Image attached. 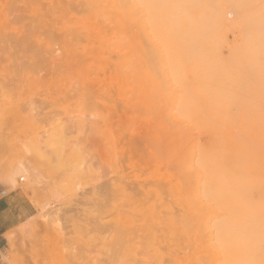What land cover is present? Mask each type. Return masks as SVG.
<instances>
[{"label": "rangeland", "instance_id": "1", "mask_svg": "<svg viewBox=\"0 0 264 264\" xmlns=\"http://www.w3.org/2000/svg\"><path fill=\"white\" fill-rule=\"evenodd\" d=\"M13 190L0 264H264V0H0Z\"/></svg>", "mask_w": 264, "mask_h": 264}, {"label": "crops", "instance_id": "2", "mask_svg": "<svg viewBox=\"0 0 264 264\" xmlns=\"http://www.w3.org/2000/svg\"><path fill=\"white\" fill-rule=\"evenodd\" d=\"M35 214L34 206L20 190L0 197V236Z\"/></svg>", "mask_w": 264, "mask_h": 264}, {"label": "bare ground", "instance_id": "3", "mask_svg": "<svg viewBox=\"0 0 264 264\" xmlns=\"http://www.w3.org/2000/svg\"><path fill=\"white\" fill-rule=\"evenodd\" d=\"M227 1H228V0H227ZM105 2H106V1H105ZM103 3H104V2H103ZM88 4H89V3H88ZM105 5H106V4H105ZM213 6H214V5H213ZM233 12H234V11H233ZM234 13H235V12H234ZM142 15H143V14H142ZM104 20H105V19H104ZM132 25H133V24H132ZM246 28H247V27H246ZM94 29H95V27H94ZM137 30H138V29H137ZM134 31H135V30H134ZM132 33H133V31H132ZM141 35H142V34H141ZM126 37H127V36H126ZM113 38H114V37H113ZM141 38H142V37H141ZM114 40H115V39H114ZM116 41H118V40H116ZM144 41H145V39H144ZM144 43H145V42H144ZM130 44H131V43H130ZM135 44H136V43H135ZM146 44H147V43H146ZM142 45H143V44H142ZM123 46H124V44H123ZM136 46H138V45L136 44ZM128 48H129V47H128ZM130 50H131V49H130ZM139 51H140V49H139ZM122 52H124V51L122 50ZM125 53H126V52H125ZM131 53H132V52H131ZM146 54H147V53H146ZM150 56H151V54H150ZM133 57H134V56H133ZM147 57H148V56H147ZM147 57H146V58H147ZM135 58H136V57H135ZM144 58H145V57H144ZM118 62H122V61L120 60V61H118ZM124 63H125V62H124ZM128 63H129V62H128ZM133 65H134V64H133ZM130 66H131V65H130ZM114 67H115V66H114ZM128 68H129V67H128ZM131 68H132V67H131ZM122 69H123V68H122ZM129 70H130V69H129ZM133 70H135V69L133 68ZM159 71H160V70H159ZM117 72H118V70H117ZM154 73H155V72H154ZM112 75H113V74H112ZM157 77H158V76H157ZM120 79H121V78H120ZM130 79H131V77H130ZM134 80H135V79H133L132 81H134ZM116 82H117V81H116ZM126 82H127V81H126ZM128 82H129V81H128ZM117 83H118V82H117ZM133 83H134V82H133ZM135 83H136V82H135ZM135 83H134V84H135ZM160 83H161V82H160ZM119 84H120V83H119ZM112 85H114V84H112ZM129 85H130V83H129ZM129 85L127 84L126 86H129ZM131 85H132V83H131ZM160 85H162V83H161ZM135 86H137V88H138L137 83H136ZM162 86H163V85H162ZM137 88H135V90H136ZM139 88H140V87H139ZM141 88H143V87H141ZM132 89H133V88H132ZM140 90H141V89H140ZM119 91H120V90H119ZM155 91H156V90H155ZM129 92H131V90H130ZM134 92H136V91H133V93H134ZM143 92H144V90H143ZM139 93H140V92H139ZM129 94H130V93H129ZM136 94H137V95H136L137 97L140 96V98H138V100H139V99H143V98H142V97H143V94H141L142 97H141L140 94H139V96H138V92H137ZM131 98H132V97H131ZM145 99H146V98H144V101H145ZM154 99H155V97H154ZM138 100H136V101L138 102ZM126 101H127V100H126ZM140 101H141V100H140ZM140 101H139V102H140ZM142 101H143V100H142ZM144 101H143V102H144ZM139 102H138V103H139ZM143 102H142V103H143ZM145 103H146V102H145ZM139 105H140V104H139ZM140 106H142V105H140ZM142 111H143V110H142ZM230 115H231V114H230ZM164 117H165V114H164ZM165 119H166V118H165ZM154 121H155V120H154ZM170 121H171V120H170ZM152 122H153V121H152ZM167 122H169V120H167ZM154 124H155V123H154ZM149 125H150V123L147 124V126H149ZM147 126H146V127H147ZM150 127H151V126H150ZM153 128H154V127H153ZM158 128H159V127H158ZM155 129H156V128H155ZM160 129H161V128H160ZM183 130H184V129H183ZM151 131H152V129H151ZM156 132H157V129H156ZM162 132H163V131H162ZM158 133H159V131H158ZM163 133H164V132H163ZM172 134H173V133H172ZM182 134H183V133H182ZM184 134H185V133H184ZM191 134H192V133H191ZM169 135H170V134H169ZM172 137H175V136L172 135ZM172 137H171V138H172ZM183 137H184V136H183ZM187 139H188V138H187ZM180 140H181V139H180ZM174 141H175V140H174ZM182 141H183V140H181V142H182ZM187 141H189V140H187ZM164 142H165V141H164ZM178 142H179V141H178ZM181 142H180V143H181ZM165 143H166V142H165ZM181 144H182V143H181ZM157 148H158V147H157ZM142 224H143V223H142ZM132 228H133V227H132ZM132 232H133V231H132ZM145 232H146V231H145ZM148 232H149V231H148ZM133 235H135V234L133 233ZM132 238H133V236H132Z\"/></svg>", "mask_w": 264, "mask_h": 264}]
</instances>
